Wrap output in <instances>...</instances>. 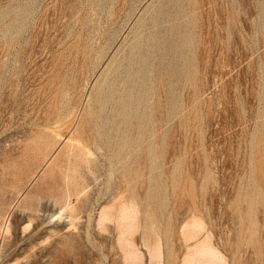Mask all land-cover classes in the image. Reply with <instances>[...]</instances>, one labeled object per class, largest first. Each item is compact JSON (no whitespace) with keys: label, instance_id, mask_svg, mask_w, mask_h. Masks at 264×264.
Segmentation results:
<instances>
[{"label":"rangeland","instance_id":"rangeland-1","mask_svg":"<svg viewBox=\"0 0 264 264\" xmlns=\"http://www.w3.org/2000/svg\"><path fill=\"white\" fill-rule=\"evenodd\" d=\"M161 11L187 29L190 59L181 78H147L126 231L140 259L126 260L116 223H96L119 177L126 195L127 164L96 152L72 214L56 164L90 139L106 64L127 65ZM209 249L214 264H264V0H0V264H206Z\"/></svg>","mask_w":264,"mask_h":264},{"label":"bare ground","instance_id":"bare-ground-1","mask_svg":"<svg viewBox=\"0 0 264 264\" xmlns=\"http://www.w3.org/2000/svg\"><path fill=\"white\" fill-rule=\"evenodd\" d=\"M159 7L161 8V6H159ZM19 11H21V10H19ZM25 11H23V12H25ZM178 14H180V13H178ZM16 16H18V15H16ZM159 17H160L159 18L160 20H158L159 21L158 25H160V26L157 30H155L152 34L148 35L144 39H142L140 37L141 32H139V36L135 37V43H133V41H132L133 44H132L130 50L129 51H128V49L126 50V52H128L126 57H125V60H127V65H125V63H123V59L116 61V63H114V64H112L113 63L112 61L111 62L109 61L110 63L106 64V66H107V68L105 70L106 71V78H105L104 82L99 85V87H98L99 90L97 89L98 92L96 91L97 93H99L98 102L100 104V106H98L97 109H99V107H100V109L97 112V116H95V122L96 123L93 122L95 124V126L91 129L90 128L88 129V134H90V139L86 137L87 141L81 142L80 141L81 139L77 138L78 142H79V144L77 146L70 145L69 143L64 145L60 155H58L60 157V160L56 164V166L58 167V170L60 168H65L66 166H67V170H68V174L66 175V178H67L66 181H68V183H66V184H68V187H67L68 188V191H67L68 195H67L66 199L63 200V202L61 201L62 202L61 208H63V209H61V211L69 208L68 206H70V204H71V203H69L71 193H72V195L73 194L79 195L82 190L84 191V189L86 187V185H85L86 182L84 181L85 176L82 173V170H83V168H89L92 170L97 169V164L95 163V160L92 158L96 152H97L96 154L100 153L98 155L100 157H103V156H107V158L110 157V163L114 167L119 165V164H122L123 162L125 164H127V171L125 174L126 176L123 175L124 178H126V183L128 185L127 186V188H128L127 192H125L126 195L125 194L123 195V191H122V187H121L122 180H121V177H119V180H118L119 182L117 184L115 183L116 185L114 186V192H113V196L111 198V201L109 200L110 203L108 202V205L105 204V206L101 208V211L99 212V216H98V222L96 224L101 226V228L103 227L104 231H105V228L108 227L106 225V223H108V222L116 223V227L118 230V233H117L118 237L116 240H118V242H121L119 244V249L123 248V251L125 254L122 252V250H120V251L124 254V256L126 255L127 257H130L131 259H132L131 256L134 255L133 254L134 252H132L133 251L132 249H134V245H133V247L131 246L132 247L131 249L128 248L129 247L128 243H130L132 241L129 240V242H128V240L126 238V234L128 233V230H129L128 228L136 227V226H134V224H135L134 220L136 219V218H134V216L136 215L135 214L136 210H134V209L136 208L137 205L135 206V199L136 198H134L135 194H134V189H133V181H134V176H135V167L134 166H135V154H136V149H137V143L134 140V132L135 131H133V129L136 127H139L141 125V122H143V120L145 121V118L147 115L145 112V108H146L145 106L148 103V96H149L148 95V89H147L148 88L147 78L149 77L150 72L156 73L157 70H158L159 76L161 73L163 75L162 77L165 80L171 76H173V77L176 76V77L181 78L183 75L185 76L184 69H185V67L188 64V61L190 59V58L188 59V54H189L188 47L191 46V41L189 39L188 31H186L187 29L185 30L182 28L183 23H181L180 20H175L173 23H170L168 21V16H166L164 11H161V16H159ZM16 22L18 23V21H16ZM19 23H21V22H19ZM167 23H168V25L172 24V26L166 27L165 24H167ZM13 24H15V23H13ZM17 25H14V26H17ZM19 26H20V24H19ZM13 27H12V29L14 30L15 27L14 28ZM13 33H14V31H13ZM150 48H152V50L149 51ZM148 53H150V54H148ZM154 61H156V64H154ZM120 74H123V75L120 76ZM151 80H153V77L148 82H150ZM161 81H163V80H161ZM153 82H152V84H153ZM165 83H166V81H165ZM166 86H169V85H166ZM151 88L149 87V89H151ZM173 89H174V87L172 88V86H170L168 88V91H170V95H172L173 91H175ZM168 91H166V92H168ZM149 93H151V92H149ZM97 96H98V94H97ZM93 111H94V109H93ZM96 118H100V120H101L100 122H102V123L100 124V122ZM76 136L79 137V133ZM44 138L46 139V137H44ZM49 141H51V140H49ZM52 142H53V140H52ZM35 144H37V143L35 142ZM43 144H45V143H43ZM92 145H93V147H92ZM35 147L37 148L38 146L36 145ZM33 150H36V149L34 148V149H32V151ZM43 150H44V147H43ZM43 150H42V152H43ZM62 166H65V167H62ZM65 173H67V172H65ZM60 195H62V194H60ZM58 198H61V197H58ZM70 201H71V199H70ZM82 204H83V202H82ZM148 204H149V202H148ZM71 209L72 208H69L68 210L72 214V212L74 210L72 211ZM60 214H61V212H60ZM145 216H147V215H145ZM152 216L154 218V215H152ZM70 218L72 220V218H74V217L70 216ZM153 218H152V220L154 221L155 218L154 219ZM123 221H124V223H123ZM126 221H128V222H126ZM122 223H123V225H122ZM125 223H128V225L124 226ZM152 223H154V222H152ZM185 226H186V224H185ZM185 226H183V227H185ZM103 228H102V230H103ZM108 228H107V230H108ZM126 231H127V233H126ZM130 231L133 232L134 230L130 229L129 232ZM131 232L128 234H132ZM53 234H54V232H53ZM144 240H146V239H144ZM124 242L127 245H121ZM156 243L157 242H155V244ZM149 244L150 243L148 242L147 245H149ZM196 244L197 245H195L193 248V251H195V250L196 251H195V253H193V252L192 253L196 254V252H197V254L199 255L200 253L203 252L202 250L205 248L206 244H205V241H203V242L200 241V243H196ZM120 246H122V247L120 248ZM152 247H154V246H152ZM208 247L209 246L207 245L206 248L208 249ZM147 250H148V248H147ZM155 251H158L157 247H156ZM200 251H202V252H200ZM208 251L212 252V250L209 249L207 251H204L205 252L204 254H206V252H207V254H206L207 256L210 255V252H208ZM213 252H215V251H213ZM155 254H157V253L155 252ZM193 254L190 255L189 257H186L183 260L182 264H193L194 260H196V259H193L194 258ZM212 255L214 256V253L213 254L211 253V255H210L211 256L210 259L212 258L211 261L213 262V261H215L216 256L213 258ZM157 256L160 257L159 255H157ZM125 257L122 260H123V262H125V264L126 263L128 264V261L127 262L125 261ZM127 257H126V260L129 259ZM206 258H208V257H206ZM134 259L137 260L138 256H137V258L133 257L132 260H134ZM136 260L133 262L135 263ZM198 261H199V259H198ZM211 261L208 258V261H206L205 263L206 264H214L215 263V262L211 263ZM217 261H219V260H216V262ZM133 262H132V264H134ZM129 264H131V262Z\"/></svg>","mask_w":264,"mask_h":264}]
</instances>
